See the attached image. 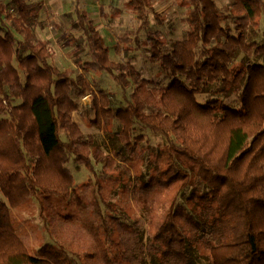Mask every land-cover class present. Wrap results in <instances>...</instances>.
I'll return each mask as SVG.
<instances>
[{"label": "trees", "instance_id": "1", "mask_svg": "<svg viewBox=\"0 0 264 264\" xmlns=\"http://www.w3.org/2000/svg\"><path fill=\"white\" fill-rule=\"evenodd\" d=\"M155 1L128 0L138 25L109 42L73 0L62 69L36 32L43 2L0 0V264H264V0H180L170 43ZM143 52L168 83L142 75ZM87 94L109 151L74 118ZM34 198L50 236L37 250L13 214Z\"/></svg>", "mask_w": 264, "mask_h": 264}, {"label": "rangeland", "instance_id": "2", "mask_svg": "<svg viewBox=\"0 0 264 264\" xmlns=\"http://www.w3.org/2000/svg\"><path fill=\"white\" fill-rule=\"evenodd\" d=\"M38 1H42L44 5L41 11V17L45 26L41 24L37 25V35L40 38L50 39L52 41L54 64L62 69L75 67L68 56V52L72 49V46L66 44L67 32L70 30V19L74 16L73 0ZM127 2L128 0H80V6L88 11L90 16L100 24V27L105 30L109 42H111L113 39L118 38L119 33L124 32L129 27L135 28L138 25V21L129 9ZM179 2L180 0H156L153 4L152 13L150 14L152 26L161 29L169 43L181 38L187 27L183 21L185 9L179 5ZM156 14L161 20L158 19ZM114 56L117 59H124L122 54H114ZM134 62L141 70L143 76L162 82V84L169 82V78L160 73L158 64L151 61L146 52L137 54ZM87 74L92 80H95L99 87L115 94L116 105L126 104L121 87L111 76L107 74L99 76L93 72ZM130 93L131 90L128 91V95ZM91 103L92 95L87 94L81 99L82 107L77 112H74V118L85 133H92L95 141L101 144L105 151H109L110 139L108 134L89 122V105ZM1 117L2 115H0ZM58 126L60 135L65 139L67 129L61 120H59ZM145 134L151 138L153 144L161 145L164 142L163 138L160 136L157 137L153 133L145 132ZM70 169L74 173L77 183L85 181L90 176V172L83 166L78 168L75 164H71ZM53 199L62 212L71 214L74 211V204H69L60 197H53ZM131 206L134 210V206L132 204ZM13 214L15 216V224L25 234H28L32 248L37 250L41 245L49 241L50 236L44 226V221L40 214V201L37 198L23 204L19 208L13 209ZM137 227L138 229L145 228L146 223H139Z\"/></svg>", "mask_w": 264, "mask_h": 264}]
</instances>
